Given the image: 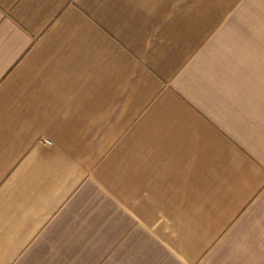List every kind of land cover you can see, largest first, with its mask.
<instances>
[{"label": "crops", "instance_id": "crops-1", "mask_svg": "<svg viewBox=\"0 0 264 264\" xmlns=\"http://www.w3.org/2000/svg\"><path fill=\"white\" fill-rule=\"evenodd\" d=\"M0 264H264V0H0Z\"/></svg>", "mask_w": 264, "mask_h": 264}]
</instances>
